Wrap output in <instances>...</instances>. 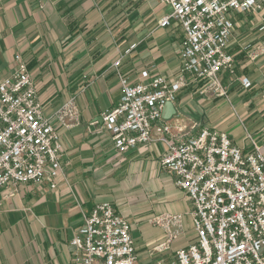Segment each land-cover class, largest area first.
Returning a JSON list of instances; mask_svg holds the SVG:
<instances>
[{"label": "crops", "instance_id": "0c3cea01", "mask_svg": "<svg viewBox=\"0 0 264 264\" xmlns=\"http://www.w3.org/2000/svg\"><path fill=\"white\" fill-rule=\"evenodd\" d=\"M101 8L96 0H0V77L10 75L14 55L19 54L44 114L59 134L64 165L54 189L47 183L29 182L17 186L14 196L3 191L0 264H79L70 239L83 224V214L103 201L131 220L135 264L170 262L177 249L196 240L183 220L193 205L159 162L167 150L164 139L179 142L198 132L191 125L187 128L189 119L183 110L195 80L188 77L177 94L178 104H170L175 111L165 112V105L151 140L123 154L115 150L107 130L91 124L119 103L120 76L131 84L148 82L143 72L149 77H179L183 31L176 24L158 25L169 12L160 0H140L125 5L124 11L136 12L132 15L138 17L136 30L143 31L149 19L156 28L135 40L130 33L118 43L107 32ZM69 98H74L79 118L75 126L65 128L54 113ZM164 124L170 126L169 133L158 130ZM150 196L157 198L154 206L147 201ZM160 213L181 214L183 220L182 234L163 250L159 245L165 242V233L150 223Z\"/></svg>", "mask_w": 264, "mask_h": 264}, {"label": "built area", "instance_id": "2783aa9c", "mask_svg": "<svg viewBox=\"0 0 264 264\" xmlns=\"http://www.w3.org/2000/svg\"><path fill=\"white\" fill-rule=\"evenodd\" d=\"M160 2L169 12L158 25L176 24L183 31L180 75L149 77L143 72L148 82L134 84L119 77V103L91 122L109 132L119 154L151 140L166 103L176 100L188 77L201 82L204 90L223 94L221 81L234 70L235 59L228 46L238 25L235 17L264 9V0ZM14 61L10 75L0 77V207L4 190L14 196L17 186L29 182L47 183L54 189L64 174L56 127L44 114L25 61L19 54ZM54 117L65 128L75 126L79 112L73 98ZM194 127L192 124L191 129ZM170 129L168 124L158 128L161 133ZM164 141L167 150L160 166L193 205L190 223L196 240L177 249L170 262L159 264H264V143L250 139L246 150L234 144L226 132L207 127L179 142ZM151 222L165 233L160 250L183 232L181 214L164 213ZM130 231L128 219L117 214L110 202L96 203L83 214V224L70 239L74 261L135 264Z\"/></svg>", "mask_w": 264, "mask_h": 264}, {"label": "rangeland", "instance_id": "374dc122", "mask_svg": "<svg viewBox=\"0 0 264 264\" xmlns=\"http://www.w3.org/2000/svg\"><path fill=\"white\" fill-rule=\"evenodd\" d=\"M96 2L98 6L104 7L101 8V15L107 24V32L117 39L118 43L120 39L130 37V33H133L131 38L135 40L140 38L143 31L156 28L154 20L149 19L143 31L136 30L134 23L137 22L138 17L132 16L136 12L124 11L125 5L140 3V0H96ZM109 6L110 8L106 9ZM235 19L238 25L228 46L229 53H236L234 70L233 74L225 75L221 81L223 94L215 89L204 90L202 83L195 80L197 82L191 83L192 88L185 97L184 103L187 104L183 110L189 119L187 128L195 124V131L204 127L224 131L234 144L248 150L250 139L259 145L264 143V50L262 48L264 9L256 13L237 14ZM114 64L118 67L120 60H116ZM178 102L177 100L176 103ZM171 103H166L165 112L175 111L170 106ZM174 187L179 189L176 185ZM158 193L160 194L161 191L158 190ZM183 195L187 197L184 192ZM155 200H157L155 196H150L147 201L149 205L154 206L157 203ZM162 214L164 213L153 216L150 223L160 227L151 220ZM183 220L187 230L192 232L190 213L185 214Z\"/></svg>", "mask_w": 264, "mask_h": 264}, {"label": "trees", "instance_id": "16d2710c", "mask_svg": "<svg viewBox=\"0 0 264 264\" xmlns=\"http://www.w3.org/2000/svg\"><path fill=\"white\" fill-rule=\"evenodd\" d=\"M234 56H236V55L234 54Z\"/></svg>", "mask_w": 264, "mask_h": 264}]
</instances>
